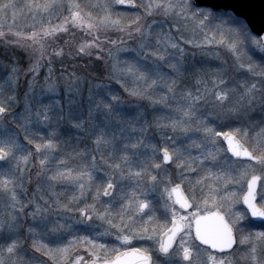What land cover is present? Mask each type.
<instances>
[{"label": "rangeland", "instance_id": "374dc122", "mask_svg": "<svg viewBox=\"0 0 264 264\" xmlns=\"http://www.w3.org/2000/svg\"><path fill=\"white\" fill-rule=\"evenodd\" d=\"M132 1L124 7L115 0H0V44L14 54L7 75L12 89L3 93L10 112L0 105V149L6 153L0 161V264H82L136 246L151 253L155 264H261L257 246L264 236L246 231L240 199L257 175V197L264 200V129H246L256 122L254 114L264 128V81L258 88L250 78L237 81L239 70L253 68L243 66L235 40L216 36L220 31L213 27L221 23L205 27L207 18L191 11L192 0ZM245 30L247 43L264 55L258 37ZM58 38L100 58L105 80L84 81L71 71L60 82L26 85L18 99L17 81L41 72L42 59L61 51ZM227 73L224 86L218 84ZM177 82L199 83L180 91ZM62 83L66 95H60ZM97 86L109 103L96 98ZM73 104L79 116L86 113L87 122L81 117L76 126L87 123L88 131L100 113L97 132L87 133L91 158L84 167L63 163L50 130L40 132L56 119L55 111L58 121L69 118ZM228 120L242 123L235 135L255 163L227 154L214 124ZM161 149L171 156L166 165ZM109 183L112 192L104 197ZM175 183L192 203L186 213L171 200ZM213 209L236 227L239 253L218 255L192 243L191 219ZM174 217L186 229L159 257L158 236ZM185 246L193 249L188 263L180 257Z\"/></svg>", "mask_w": 264, "mask_h": 264}, {"label": "trees", "instance_id": "16d2710c", "mask_svg": "<svg viewBox=\"0 0 264 264\" xmlns=\"http://www.w3.org/2000/svg\"><path fill=\"white\" fill-rule=\"evenodd\" d=\"M125 7V6H124ZM193 10H199L201 14V20L204 19V17L207 18V21L205 22V27L210 28V24H217L221 23V26L219 27H213L215 28V33L217 29H219V34L216 33L217 37L222 38L223 40L226 39L225 42H230L232 44L233 40L234 41V47L235 50L238 51V53L241 55V62L243 66H251L253 68V73H248L245 70H239L240 73L238 74L237 81L242 82L245 81L246 79L250 78L252 82L258 83L255 84L256 88H258L257 85L263 84V79H264V55L259 53L257 50L252 48L248 41L245 40V34L247 32L246 26L244 22L233 16L229 11H213L210 10L209 8H192L191 6V11ZM205 14V15H204ZM241 25V27L237 25ZM203 25V27H204ZM209 30V29H208ZM211 30V29H210ZM213 31V30H212ZM193 32V31H192ZM214 32V31H213ZM232 37L234 39H232ZM59 42L56 47H59L61 51L52 54L50 57V60L47 58L42 59V65H41V72L39 74L31 75L32 77H27L25 78L22 82L17 81L18 85L21 86L18 90V99L19 97H25L24 96V91L26 85H30V87H41L47 83V80H56V81H61L62 77L66 76L69 72H73L72 75H76L75 78L79 77H84L83 80H89V81H95L97 80L98 83L104 81V75H105V69H104V64L102 63V60L100 58H96L93 56L92 52H81L76 50L74 47L70 48L68 42H66L62 38H58ZM191 50L193 52H198L197 47H192ZM222 52L225 58L231 57V54L229 51L225 50V48H221L220 46V51ZM59 53V54H58ZM13 53L9 51L6 47L0 44V87L3 89L2 91V99H0V105H3L7 112H10L8 105L5 102L6 96L3 93L10 92L12 89V83L9 79L11 77H7L9 73V64L11 63V58L13 57ZM17 55V54H16ZM40 62V63H41ZM237 72V71H236ZM230 73H227L228 77H225L222 81L220 78L216 79V82H219L218 84L223 85L228 81L230 78ZM249 75V76H248ZM46 76V77H45ZM87 77V78H85ZM246 78V79H245ZM92 79V80H91ZM177 81V80H176ZM108 83V82H104ZM198 83L195 85L193 83H183L181 84L180 82H177V89L182 91L183 89H189L192 88L193 90L196 89L198 86ZM209 84H211V81H208ZM213 83V82H212ZM201 86L204 85L202 82L199 84ZM212 85V84H211ZM61 87L59 88L60 95H66L67 93H64V88L63 83L60 85ZM67 87V85H65ZM25 88V89H24ZM109 92H114L113 87H108L107 88ZM224 90V89H222ZM85 91V90H84ZM75 91L74 93H76ZM256 93V91H255ZM71 94H69L70 96ZM78 94L76 93V96ZM75 97V96H74ZM96 98L101 102V104H106L108 101L107 95L105 90L101 89L99 86H97L96 89ZM260 98V97H259ZM42 103H45L42 101ZM112 106V105H111ZM4 108V109H5ZM127 108V112L130 114L134 112L132 108L133 105L130 104L129 107ZM18 110V107L15 108ZM55 111V110H54ZM58 113V111H55ZM53 117L55 119L52 121V125L48 124V127H40V132L45 134L50 130L49 135L51 136L52 141L55 144L56 150L58 151V155L63 163L66 165H81L82 167L86 166L90 162L91 158V148L89 145L90 142V136L87 134L91 130L92 132H97L98 127L100 125V113H96L95 115V120H94V127L88 131V126L87 123H84L85 127H80L79 125L76 126V122L82 117L85 118L86 121V113H83V115L79 116V110L78 106L76 104H73V106L70 107L69 113L71 116H68L69 118H66L64 121L61 122L60 118L58 121V115ZM212 123L213 119L212 117L209 118ZM252 120L256 122L253 125H246V129L248 132H253L254 130L258 129H264L262 128L263 121L262 119L258 116L256 117V114L253 115ZM242 124V123H241ZM237 122L234 120H228L224 122L222 126H216L214 124V127L218 131H231L233 133H240V129H243ZM154 158V157H153ZM19 234V232L17 233ZM20 234L17 236L19 237ZM110 240H107V244H109ZM114 241L112 240V243ZM139 247V246H137Z\"/></svg>", "mask_w": 264, "mask_h": 264}, {"label": "water", "instance_id": "95a60500", "mask_svg": "<svg viewBox=\"0 0 264 264\" xmlns=\"http://www.w3.org/2000/svg\"><path fill=\"white\" fill-rule=\"evenodd\" d=\"M118 6H133L132 0H115ZM195 8L206 7L214 11H229L235 17L240 18L248 30L258 37L264 46V0H192ZM4 109L0 106V116ZM221 142L227 154L235 160L256 162L257 158L241 142V140L231 132H224L221 135ZM161 162L168 164L171 161L170 153L166 149L159 151ZM6 153L0 149V161L4 160ZM258 176H251L246 182V190L241 197V204L246 209L249 217L254 221L264 220V211L256 204V192L258 187ZM113 189L111 183L107 184L103 190V196L108 197ZM170 196L173 204L185 212L191 209L192 203L186 196L179 183L170 187ZM191 233L194 240L201 246L207 247L216 253L231 251L236 243L235 231L228 222L225 215L218 209H213L205 213L197 214L191 222ZM185 230V223L180 218L171 220L169 227L158 236L157 250L159 253L169 252L177 237ZM190 250L183 252L182 258L187 261ZM151 255L139 248L131 247L118 251L113 256L96 260L89 258L82 264H151Z\"/></svg>", "mask_w": 264, "mask_h": 264}, {"label": "flooded vegetation", "instance_id": "af4514ba", "mask_svg": "<svg viewBox=\"0 0 264 264\" xmlns=\"http://www.w3.org/2000/svg\"><path fill=\"white\" fill-rule=\"evenodd\" d=\"M239 161V160H238ZM243 162H246V161H243ZM251 163H255V162H251ZM253 176H257V175H253ZM259 177V176H258ZM260 180V179H259ZM259 180H258V185H259ZM257 190H258V187H257ZM244 194V193H243ZM243 196V195H242ZM241 196V197H242ZM260 197V196H259ZM241 200V199H240ZM259 201H260V198H258L257 197V192H256V204H257V206L259 207V208H261L263 211H264V200L262 199V201L259 203ZM240 203H241V201H240ZM241 206H242V204H241ZM243 207V206H242ZM178 209V208H177ZM243 209L245 210V212H246V214H247V217H248V223H247V225H248V227H246V231H248L249 232V227H250V231H252V230H254L255 231V233H259V235H261V234H263V236H264V220H261V221H254V220H252L250 217H249V214H248V212L246 211V209L243 207ZM179 210V209H178ZM188 211H190V210H188ZM188 211H185V212H183V211H181L180 210V212L181 213H186V212H188ZM220 211V210H219ZM199 213H203V212H199ZM199 213H196L195 215H197V214H199ZM223 213V212H222ZM224 214V213H223ZM194 215V216H195ZM225 215V214H224ZM193 216V217H194ZM174 218H177V217H174ZM179 218V217H178ZM227 218V217H226ZM181 219V218H180ZM193 219V218H192ZM172 220V219H171ZM182 220V219H181ZM228 220V219H227ZM184 223H185V221L184 220H182ZM192 221V220H191ZM171 222V221H170ZM229 222V221H228ZM230 223V222H229ZM190 224H191V222H190ZM231 224V223H230ZM169 225H170V223H169ZM168 225V226H169ZM232 225V224H231ZM233 226V225H232ZM233 228H234V230H235V238H236V243H235V246H234V248L231 250V251H229V252H225V253H216V252H213V251H210L207 247H204V246H201L200 244H198L195 240H194V238H193V236H192V233H191V240H192V243L195 245V246H197V247H199V248H202V249H204V250H206V251H209V252H211V253H214V254H218V255H226V254H230V253H232V252H235L236 250L238 251V253H239V250H238V241H239V239H238V237H237V232H236V227H234L233 226ZM185 229H186V223H185ZM185 231V230H184ZM184 233V232H183ZM183 233H181L178 237H177V239H176V241H175V243H174V245H173V247H172V249L176 246V243H177V241L180 239V237L182 236V234ZM255 245V244H254ZM258 247V250H259V253H260V257H259V259L261 260V264H264V244H262L261 245V247H259V246H257ZM172 249L169 251V252H167V253H165V254H163V253H159L158 252V250H157V256H159V257H162V256H165V255H168L171 251H172ZM187 249H189L190 250V256H189V259L187 260V261H185V260H183V258H182V254H183V252L185 251V250H187ZM192 247H189V246H185L184 248H183V250L181 251V254H180V257H181V260H182V262L183 263H188L189 261H190V258H191V253H192ZM151 256H152V264H155V261H154V259H153V255L151 254Z\"/></svg>", "mask_w": 264, "mask_h": 264}]
</instances>
